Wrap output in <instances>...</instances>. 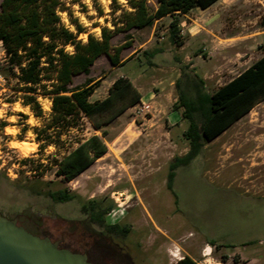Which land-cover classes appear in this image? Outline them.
<instances>
[{
    "label": "rangeland",
    "instance_id": "1",
    "mask_svg": "<svg viewBox=\"0 0 264 264\" xmlns=\"http://www.w3.org/2000/svg\"><path fill=\"white\" fill-rule=\"evenodd\" d=\"M62 1L67 7L59 11L62 22L75 32L74 21L81 24L84 31L77 39L82 41L89 34L100 38L103 27L113 30L122 11L131 10L128 0ZM148 2L156 5V0ZM180 18L182 46L169 40L168 16L157 22L153 33L148 26L113 36V45L132 41L122 51L123 59L133 57L124 65H113L103 54L88 74L74 77V86L88 78L98 81L91 98L96 100L108 94L116 78L139 74L135 84L144 101L107 126V152L72 180L58 175L54 164L67 150L37 140L36 129L49 117L51 99L38 97L43 116H37L14 89L16 80L0 70L1 214L43 223L49 237L74 252L86 251L96 264H176L184 255L200 264H264V100L179 168L173 191L167 187L169 163L188 145L183 137L188 122L171 125L166 116L177 97L169 79L183 65L207 76L212 91L264 54V0H218L209 10L193 9ZM202 26L208 29L205 36L190 37L188 27L194 31ZM140 44L145 48L135 50ZM156 49L154 57L144 52ZM66 50L72 52L73 46ZM5 60L0 42V64ZM70 134L85 139L102 133L86 118L83 129ZM65 188L77 197L57 202L48 194ZM89 199L114 203L106 221L128 225L127 237L107 236L92 224L81 210ZM209 239L220 245H211ZM246 241L253 244L242 246Z\"/></svg>",
    "mask_w": 264,
    "mask_h": 264
},
{
    "label": "trees",
    "instance_id": "2",
    "mask_svg": "<svg viewBox=\"0 0 264 264\" xmlns=\"http://www.w3.org/2000/svg\"><path fill=\"white\" fill-rule=\"evenodd\" d=\"M128 1L131 10L122 11L114 22L113 30L103 27L100 38L89 34L86 41L77 39L84 31L77 21H74L76 32L63 24L59 11L67 7L62 0L1 1L0 42L6 60L4 65L0 64V70L16 80L14 89L23 94L24 103L32 106L37 116H43L38 97L44 95L51 99L50 115L43 127L36 129L37 140L43 145L55 144L67 150L60 159L54 160L57 174L65 180L74 179L107 152L108 146L103 138L108 133L107 126L128 108L140 103L142 98L133 82L120 76L114 80L104 98L91 100L98 81L88 78L84 84L74 86V77L81 73L88 74L96 59L103 54L113 65H124L133 58L123 59L121 55L124 48L132 45V41L125 40L113 45V36L132 28L152 26L156 20L167 15L172 16L169 40L182 46L184 39L180 34V16L193 9H206L218 0H156L154 6L148 0ZM68 45L73 46L72 52L66 50ZM159 50L144 52L154 57ZM195 70L183 65L175 81L177 99L173 109L179 111L188 122L183 135L188 140L189 149L183 155L174 156L169 163L167 187L172 191L179 168L188 166L209 141L264 100V54L212 91ZM86 118L102 134L72 139L70 133L75 129L82 130ZM67 134L69 139L64 140L63 135ZM74 143L77 144L73 146ZM48 194L57 202L77 197L66 188L49 191ZM113 208L114 203H106L103 199H89L81 206L88 220L99 226L104 234L125 238L130 230L128 225L109 224L106 221V215ZM208 243L220 245L215 239H209ZM176 264L200 263L184 255Z\"/></svg>",
    "mask_w": 264,
    "mask_h": 264
},
{
    "label": "water",
    "instance_id": "3",
    "mask_svg": "<svg viewBox=\"0 0 264 264\" xmlns=\"http://www.w3.org/2000/svg\"><path fill=\"white\" fill-rule=\"evenodd\" d=\"M0 264H93L86 253L59 246L18 224V217L0 213Z\"/></svg>",
    "mask_w": 264,
    "mask_h": 264
},
{
    "label": "crops",
    "instance_id": "4",
    "mask_svg": "<svg viewBox=\"0 0 264 264\" xmlns=\"http://www.w3.org/2000/svg\"><path fill=\"white\" fill-rule=\"evenodd\" d=\"M212 6V5H211ZM210 6V7H211ZM210 7H208V8H206V9H201V10H209V8ZM184 15H187V14H183V16ZM168 16H171V15H167V16H164L163 18H161V19H158V20H156L155 22H154V24L152 25V33L154 32V30H155V27H156V24H157V22H159V21H161V20H164L165 18H167ZM182 16V15H181ZM182 25H184V22H183V20L181 21V29H183L182 28ZM191 25H192V23H191ZM188 30H189V32H190V37H194L195 35L197 36V35H204L205 36V31L204 30H208L206 27H204V26H202L200 29H197V30H194L193 31V28H189L188 27ZM201 32V33H200ZM152 33H151V37H152ZM151 37L149 38L150 40H151ZM208 37H211V36H209L208 35ZM184 38V37H183ZM150 40H148V41H150ZM147 41V42H148ZM146 43V42H145ZM144 43V44H145ZM144 44H140V45H138V46H136L135 47V50H143L142 48H145V47H143L144 46ZM138 54H139V52H137V54H136V56H138ZM139 74H137V75H135V76H133V78H130L129 76H125V77H127V78H129L132 82H133V84L137 87V85L135 84V81H136V78L138 79L139 78ZM180 76V71L177 73V75H176V77L174 78V79H169V85H172V87H175V81H176V79L178 78ZM202 77L204 78V80L206 81V85H207V76H205V75H202ZM233 77H235V76H233ZM232 77V78H233ZM231 78V79H232ZM230 79V80H231ZM229 80V81H230ZM228 82V81H227ZM226 82H224V83H222V84H220V85H218V87L219 86H221V85H223V84H225ZM137 89L140 91V93L142 94V98H141V100L142 101H144V95H143V93H142V91H141V89L139 88V87H137ZM93 95H94V93H93ZM92 95V96H93ZM152 95H156V93L154 92ZM92 96H91V98H92ZM176 99H177V97H174L173 98V101H172V105L174 104V102L176 101ZM166 116H167V118H168V120H169V122H170V124L171 125H177L178 124V126L179 125H183L184 123H183V121L181 120V119H183L182 118V116H181V114H180V112L179 111H177V110H174L173 108L172 109H170L169 110V112H167L166 113ZM184 120V119H183ZM185 127H184V129H183V132L185 131ZM220 136V135H219ZM183 137H184V135H183ZM185 138V137H184ZM216 138H218V136L216 137ZM185 140H186V142H187V144H188V140L185 138ZM214 140V139H213ZM209 143V142H208ZM208 143L205 145V147H204V149H203V151H202V153L203 152H205V150H206V148L208 147ZM188 149H189V144L187 145V146H185V148H184V153H179L178 155H183V154H185L187 151H188ZM201 153V154H202ZM248 242H252L251 244H253V241H246V242H243L241 245L242 246H248V245H246L245 243H248ZM250 244V245H251Z\"/></svg>",
    "mask_w": 264,
    "mask_h": 264
},
{
    "label": "flooded vegetation",
    "instance_id": "5",
    "mask_svg": "<svg viewBox=\"0 0 264 264\" xmlns=\"http://www.w3.org/2000/svg\"><path fill=\"white\" fill-rule=\"evenodd\" d=\"M8 217H10V216H8ZM15 217H18V224L24 226L27 230L31 231L32 233L38 234V235H41V236H44V235L48 236L47 233H46L45 225L43 223H40V222H37V221H33L32 219L27 220V221H22V218H21L20 214H17L16 216L10 217V218H15ZM58 241H59V246L63 247V246H61V240H58ZM84 253L87 254V257H88L89 261H91L93 264H96L94 261L90 260V256H89V254L86 251Z\"/></svg>",
    "mask_w": 264,
    "mask_h": 264
},
{
    "label": "bare ground",
    "instance_id": "6",
    "mask_svg": "<svg viewBox=\"0 0 264 264\" xmlns=\"http://www.w3.org/2000/svg\"><path fill=\"white\" fill-rule=\"evenodd\" d=\"M26 109H28V108H26ZM15 130V129H14ZM8 131L9 132H13V129H8ZM15 132V131H14ZM12 145V144H11ZM13 145L14 146H16V147H18V148H20L22 151H24V152H26L27 150H28V146L26 145V144H24V143H19V142H15V143H13ZM12 145V146H13ZM117 197H119V196H117ZM210 252H208V254H209Z\"/></svg>",
    "mask_w": 264,
    "mask_h": 264
},
{
    "label": "built area",
    "instance_id": "7",
    "mask_svg": "<svg viewBox=\"0 0 264 264\" xmlns=\"http://www.w3.org/2000/svg\"><path fill=\"white\" fill-rule=\"evenodd\" d=\"M208 253V252H207Z\"/></svg>",
    "mask_w": 264,
    "mask_h": 264
}]
</instances>
